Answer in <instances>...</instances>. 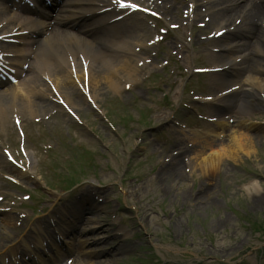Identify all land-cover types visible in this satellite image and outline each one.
Instances as JSON below:
<instances>
[{
    "label": "rangeland",
    "instance_id": "obj_1",
    "mask_svg": "<svg viewBox=\"0 0 264 264\" xmlns=\"http://www.w3.org/2000/svg\"><path fill=\"white\" fill-rule=\"evenodd\" d=\"M186 7L182 6L179 14L166 15L157 23L151 18L142 19L144 22L140 25L145 27L141 34L148 40L160 27L169 28L172 22L180 24L166 35L167 44L165 41L156 47L163 54L157 62L160 65L165 62L166 75L153 76L132 89L123 87L119 93L103 91L99 98L103 113H95L88 106L79 111L87 118V127L75 122L72 126L59 112L45 120L40 117V123L28 119L21 130L12 118L7 119L1 137L3 147L10 148L18 156L23 155L20 147L24 143L26 150L35 155L37 172L43 174L42 182L47 176L52 182L50 187L58 188V191L44 189V192L41 182L30 177L18 178L19 187H16L0 174V196H5L0 208L18 212L15 215L20 220H16V226L19 224L23 231L32 225L24 236L32 237L33 228L42 222L48 226L44 228L45 234L61 230L64 223H57V218L71 203L91 210L99 205L100 210L86 214L88 219L79 229L86 230L83 236L90 241H98L89 246L93 253H101L94 259L101 264H222L230 261L264 264V119H261L264 110L254 111L252 122L247 120L252 130L258 124L263 126L262 130L260 127L259 131H252V141L236 145L229 142V136L223 138L221 142L230 146L234 153L222 158L220 165L207 177L187 153L180 157L188 173L185 181L179 184L159 176L164 159H169L168 155L173 152V144L174 153L179 152L175 142H181V134L189 138L194 130L204 129L210 123L206 120L209 116L206 108L215 110L216 107L196 102L192 97L220 92L212 87L210 73H194L195 67L213 65L209 54L213 43L202 34L203 30L195 31L191 18H184ZM159 11L164 12L162 5ZM200 14L197 23L206 20L201 11ZM195 36L201 37L205 44L192 43ZM263 62L253 74H264ZM179 69L183 73L176 75ZM191 90L193 94L189 93ZM68 135L71 148L66 143ZM188 143H192L190 138ZM188 143L181 146L189 147ZM60 146H65L63 151ZM108 146L114 148L113 152L106 150ZM82 147L91 149L93 154L86 153L88 162L75 166L78 158L72 150ZM1 149L0 144V152ZM58 163H64L62 167H74L75 173L78 169L80 175L73 179L84 181L72 194L62 191L67 182L56 181L57 175L53 173ZM127 164L130 167L127 168ZM8 169L14 167L2 163L0 173H9ZM82 172L92 177L97 174L102 183L99 185L89 176L82 177ZM253 180L259 181L261 190L247 193L243 187ZM28 194L32 196L24 199ZM30 208L37 214H32ZM43 208H47L46 212ZM24 220L25 225L22 224ZM92 224L102 229H88ZM119 225L123 231L116 230ZM10 230L0 222V234ZM13 236L16 239V233ZM16 246L24 248L19 243Z\"/></svg>",
    "mask_w": 264,
    "mask_h": 264
},
{
    "label": "bare ground",
    "instance_id": "obj_2",
    "mask_svg": "<svg viewBox=\"0 0 264 264\" xmlns=\"http://www.w3.org/2000/svg\"><path fill=\"white\" fill-rule=\"evenodd\" d=\"M103 2H105V0L66 1L67 4L63 5H68L69 7L64 9L61 5L60 11L68 12L67 16L65 15V17L54 18V25L30 17L27 18V20L23 18H12V14H10V7L6 5L2 6L0 3V23L11 18L10 23L21 26L23 29L30 30V39L25 45H22V47H26L25 51H27V53H21L19 55L20 59L23 60L24 64L28 61H32L35 65V69H38V65H40L41 71H39V74L38 70L34 71L36 72L37 78L39 75L41 76V74L48 75L70 106L79 110L81 109L82 102L86 104L85 98L82 96L81 92L77 94L76 98L72 97L71 93L75 91L74 89L80 88V84L84 87L86 78L81 61L79 60L76 62L79 63V66H77V72H75V74L73 71L67 70V68H65L64 73H61L56 67L54 69L52 68L55 66V63H58V61L65 58L66 53L73 56L75 53H79L85 56L89 61V89L95 102L96 100H99L101 93H104L103 91L106 92L111 90L112 92L118 93L126 86V84H131V86L137 85L140 80L139 76L141 70L148 66L145 62L142 66L140 65V62L144 60L142 55L137 53L132 44H130V42L122 36L116 35L115 33L111 35L104 34L102 36L97 34L100 31L105 30L104 26L108 22H111L109 16L112 15L114 11L113 9L109 12H102L101 10L104 7L112 5V2L110 1V3H107L102 8ZM196 5L198 10L206 8L212 16V22L223 27L231 26L235 20H242L241 22L244 29H240L236 32L232 31L231 35L241 36L244 39L238 41V43L234 46H226L225 42L230 37L229 32V35L220 36L215 42V49H212V58L218 63V65L213 67H221L223 70L221 72L213 73L215 78L214 84L215 87L222 88L225 91L231 88V80L234 77L238 79V81L241 80V87H243V91L241 96L234 97V99H237L235 104L239 103V110L245 113L250 112L253 107H259V89L264 88V82H262L259 77L249 75L244 77L243 75L246 74L241 76V72L244 69L250 68L251 63H253L257 58L256 56H264V26L262 25L264 23V0H198ZM172 7V11H177L179 5L177 3H173ZM75 18L80 20H91V23L85 27L88 28L92 37L86 35L88 31L85 32V37H79L71 34L69 31H66L67 27L63 26H65V24H69L68 20L72 22ZM50 27L51 29H49ZM114 27H117L118 29L119 24L114 23L110 28L116 30ZM47 33L48 35L46 37ZM58 41L59 44H56ZM88 43L96 49L97 53L89 50L90 46ZM19 49L20 51H24L23 48ZM235 50L242 51V56L239 60L241 63L245 64V68L237 67L239 62L231 56V52ZM243 51H250V53L245 55L243 54ZM99 55L103 58V63L108 62L110 64L107 72L99 70L98 68L101 66H96L97 63H95V60ZM15 62L18 66L23 64L18 61V58L15 59ZM69 62L71 61L69 60L68 63ZM64 64H66L65 61ZM96 69L99 71L97 75L95 74ZM50 72H52L51 75ZM21 73H24V70H21ZM240 76L241 78L239 79ZM32 84L33 81L21 84L18 88H0V129L6 125L7 119L14 118V115L18 116V114H20L23 119H30L33 116L36 118L38 116L40 117L48 114V111L51 108L50 105L52 104L61 108L59 104L55 102L52 103L53 99L51 96L46 99L45 95L41 92V89L36 86H31ZM232 95V93L225 94V96L221 98L220 102L225 103L227 98ZM3 98H7L6 103L2 102ZM18 100H22L24 102V108H20ZM22 123L23 121L21 122V125ZM216 125L220 130V128H225L227 124L225 123L224 118L219 116L217 117ZM238 126L239 127L237 129L235 127L230 130V138L234 140L235 143L239 142L240 144V142L246 140L250 134H247L246 129L242 130L244 126L243 123H240ZM212 133L217 136L220 134L217 133V130L215 129L212 130ZM195 134L199 138L201 133L198 134L197 130ZM198 138L195 139L194 142H196ZM197 144L198 149H195L192 153H190V155L191 157L193 156L195 164L200 166V172L207 177L210 173H213L214 169L216 170L217 164L223 157H228L230 150H224L220 142L216 143L211 136H205V134L201 137V139L199 138ZM185 152L186 151H183V154ZM28 154L31 158L34 153L32 151H28ZM181 154L182 153L171 155L170 160L163 164L161 168L162 171L159 175L160 177H167L173 182L177 181L179 184L187 178V173L183 171V161L179 156ZM30 160V172L32 174L34 159L32 158ZM243 189L247 193H251L253 191L258 192L261 190V185L259 181L253 180L245 184ZM166 192L168 193L170 190H167ZM5 216L6 218L1 220L2 224L4 226L14 228L15 216ZM77 218L78 216H75L74 219ZM74 225V222H69L68 228L74 229ZM17 231H19V229H17ZM6 234L7 232L0 234V236L4 237L5 240L10 239ZM35 237L37 242L34 246H32L29 241L21 239L27 249L24 254H32V261H34V264H55L64 256V254H60L62 252L60 246L53 244L49 253L45 254L46 259H44L43 253L40 252L45 251L46 248L43 244L39 231L36 232ZM83 244H85V241ZM74 251L75 247H67L65 253H72ZM10 253L12 255L13 262L16 263L19 260L18 251L11 249ZM2 263L5 264L4 259H2ZM77 264L95 263L82 258V260H78Z\"/></svg>",
    "mask_w": 264,
    "mask_h": 264
},
{
    "label": "snow or ice",
    "instance_id": "obj_3",
    "mask_svg": "<svg viewBox=\"0 0 264 264\" xmlns=\"http://www.w3.org/2000/svg\"><path fill=\"white\" fill-rule=\"evenodd\" d=\"M117 2H119V0H117ZM122 6H124V7H128V6L135 7V5H127V4H122Z\"/></svg>",
    "mask_w": 264,
    "mask_h": 264
}]
</instances>
